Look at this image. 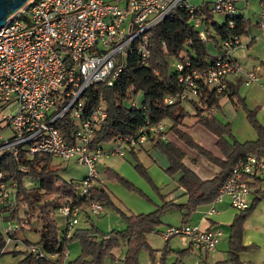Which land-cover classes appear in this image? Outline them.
Here are the masks:
<instances>
[{
    "label": "built area",
    "instance_id": "2783aa9c",
    "mask_svg": "<svg viewBox=\"0 0 264 264\" xmlns=\"http://www.w3.org/2000/svg\"><path fill=\"white\" fill-rule=\"evenodd\" d=\"M247 1L212 0L208 7L211 13L224 14L233 26L236 3ZM203 4L193 5L188 0H29L0 27V156L9 153L21 172L29 170L22 159L30 160L37 153L64 160L74 158L79 165L88 167L78 191L79 195L86 194L100 180L101 156H124L126 148L140 146L151 135L165 130L164 122L146 121L135 134L114 137L109 149L94 145V132L107 112L103 102L87 103L84 98L87 87L95 83L112 85L123 71L127 56L133 52L145 64L150 54V29L178 7L189 12L200 38L208 41L204 15L199 14ZM260 5L259 26L264 43V0H260ZM250 41V37L243 41L240 35L222 39L212 63L205 67L186 69L189 61L176 62L180 89L164 101H196L201 79L217 93L227 90L228 77L241 69L232 50ZM241 76L245 86L260 80L254 71ZM66 116L75 123V128L65 135L57 122ZM7 129L10 135L4 133ZM162 139L166 140V134ZM262 176L264 156L249 155L240 160L209 203L205 215L215 212L214 205L223 196L229 197L230 205L236 210L246 209L247 196L252 190L248 179ZM16 192L0 171V210L15 203ZM102 210L103 205L95 200L86 207L90 214ZM57 211L66 217L69 235L79 223L80 206L69 199ZM20 229L21 224L13 221L4 227L3 233ZM222 235L219 226L203 228L191 223L168 225L161 231L165 240L178 237L186 247L202 253L214 251ZM17 248L20 245L15 243ZM25 248L36 258L46 256L36 244H26Z\"/></svg>",
    "mask_w": 264,
    "mask_h": 264
},
{
    "label": "trees",
    "instance_id": "16d2710c",
    "mask_svg": "<svg viewBox=\"0 0 264 264\" xmlns=\"http://www.w3.org/2000/svg\"><path fill=\"white\" fill-rule=\"evenodd\" d=\"M199 14L204 15V30L215 45L222 39L247 32L248 19L242 14L236 13L232 17L233 26L228 24L227 17L224 23L217 22L209 10L208 2L201 6ZM148 48L150 54L145 64H141L133 52L127 56L123 71L112 85L95 83L87 87L84 93L87 103L103 102L107 112L106 118L94 132L92 143L102 147L103 143L111 141L116 136L135 134L146 121L164 122L165 130L151 135L147 142L167 158L168 166L165 173L175 180L178 188L184 190L182 195L186 197V201L180 203L175 198L166 200V195H162L163 202L153 211L137 214L125 212L112 201L111 192L103 181L99 180L86 194L79 195L81 183L64 180L57 169L51 168V155L37 153L30 160L22 159L29 170L21 172L10 154L5 152L0 156V171L4 173V179L16 188L17 195L15 203L1 209L0 214L7 213L11 220L21 224V228L23 221L29 222L28 218L32 217L39 222L40 227L35 229L38 238L34 243L23 237L24 246L17 249H6L8 240L15 239L17 231L7 234L0 232V256L5 253L23 255L15 264H103L107 256H113V251L124 244L125 264H140L139 252L143 248L149 251L153 260L154 250L151 249L146 237L153 232L161 234L158 228L162 224V213L178 209L182 212L183 223H186L194 211L213 201L221 186L231 176L235 164L249 155L264 156V126L256 118L255 111L247 108L244 98L239 95L238 88L242 84V79L236 83L229 82L228 89L222 93H217L201 79L198 81L199 97L196 101L190 102V108L180 99L173 103L164 101L166 96L175 94L180 89L177 83L176 62L189 61L190 65L186 69L200 68L211 64L215 58V55L208 52L207 42L200 38L199 30L193 26L190 14L185 8H176L150 29ZM223 97H228L235 105L242 103L247 119L256 132L255 139L243 142L234 139L230 123L222 121L214 114L220 109V100ZM187 118L192 120V126L200 125L216 137L220 157L201 146L181 128ZM57 126L66 135L69 129L75 128V123L66 116L57 122ZM168 132H172L187 147L218 166L219 173L210 179H201L184 163V151L173 142L162 139V135ZM134 148L126 149L136 160L135 169L153 184L146 167L137 157V151L141 150L142 145L136 150ZM102 174L106 181H118L129 189L137 190L110 167H106ZM26 176L38 180V185L25 186L23 180ZM263 180L264 177H253L248 179V183L251 187H259ZM69 199H73L80 206L81 214L84 215L90 201L95 200L102 205L111 206L122 216L125 227L103 232L94 223L86 227H79L76 224L69 235L67 227L63 234H60L53 212ZM258 200L259 198H256L246 209L235 214L229 224L227 257L215 264H246L239 256L247 247L243 244L242 235L246 218ZM23 206L26 207L24 217L20 215V208ZM89 221V217L85 215V222ZM71 241L78 242L80 252L76 258L68 260L65 252L68 251ZM26 244L40 246L46 252V256L36 258L26 250ZM189 250L190 248L183 249L178 253L185 254ZM164 251L167 249L161 250L162 255ZM50 254L55 256L50 257ZM160 264H164L162 256Z\"/></svg>",
    "mask_w": 264,
    "mask_h": 264
},
{
    "label": "rangeland",
    "instance_id": "374dc122",
    "mask_svg": "<svg viewBox=\"0 0 264 264\" xmlns=\"http://www.w3.org/2000/svg\"><path fill=\"white\" fill-rule=\"evenodd\" d=\"M108 1V0H105ZM190 4L193 5H199L205 2L210 3L212 0H188ZM123 4V3H121ZM245 8L243 9L242 6L244 3H238L237 7H239V12L244 13L246 17H248L251 21H254L258 15L261 13V5L260 0H248L246 3ZM214 18L219 23L225 22V15L221 13H214ZM207 50L210 54L215 55L216 49L213 46L211 42H207ZM248 88L244 86V84H241L239 86V95L244 98L245 91ZM138 99H140V96L137 95ZM244 102L247 106V108L252 109L247 102ZM252 106V105H251ZM234 109L236 115L234 119L230 120L227 119L223 115L222 107H220L219 110H216L214 114L218 116L222 121L229 122L231 133L233 135V138L243 142L246 140H253L256 138V132L253 129L250 121L247 119L246 111L243 108L242 103H238L235 107L231 108ZM256 116V112H255ZM257 118V116H256ZM189 119V118H187ZM186 120V119H185ZM191 120V119H190ZM184 129V125L181 127ZM186 128V127H185ZM203 131V130H202ZM6 135H10V130H5L4 132ZM171 133V132H170ZM211 136V134H209ZM197 137V135L195 134ZM212 137V136H211ZM103 148L109 149L112 146V141L105 142L102 144ZM130 153H127L125 157H121L118 155L109 156L107 158H103L99 161V168L100 171V178L103 180L104 184L106 185L107 189L111 192L112 201L123 211L125 212H131L134 214L137 213H146L154 208L156 209L159 205H161L162 201V195L160 186H158L153 177L151 176L149 172V168L146 165L149 162V159L144 152L138 153V160L142 161L144 166L146 167L147 173L152 181L153 184H151L148 180H146L142 175H140L137 170L134 167V163L136 162L135 158L133 156H130ZM126 163L129 169V175H136L137 181H133L131 179H128L123 176V174L119 171V168L122 164ZM50 167L57 169L58 174L64 179V180H75L78 182H81L85 175L88 173V167L85 165H79L76 161V159L71 158L68 160H64L60 157L51 155L50 160ZM106 167H110L114 169L116 172H118L124 179L129 181L131 184H133L137 190H132L127 188L125 185L118 181H106L103 177L102 172L105 170ZM118 170V171H117ZM163 171V170H162ZM165 173V170L163 171ZM165 175H168L165 173ZM170 184L172 187L176 186L175 180L171 177H169ZM24 185L27 187H33L38 185V180L29 178L26 176L23 180ZM120 193V194H119ZM134 194L135 201H139L142 205L146 207V209H135L133 212L132 209L129 207L131 206V203L129 202V199L126 198L129 194ZM123 194V195H122ZM253 193H249V196H253ZM150 198H155L161 200L160 204L156 207L152 203L153 201ZM165 198V196H164ZM229 197L225 196L224 200L228 201ZM264 203V199H261L257 204L255 205L254 209L250 212L249 216L246 218L247 221L245 222V229L243 231L242 240L243 244L246 245V249L242 250L239 253V256L241 259L248 260L249 258L253 256L261 257L263 255L262 252H260L259 249L253 247L250 243H245L247 240H253L256 236V231L252 230L250 228H254L256 224H259L261 226H264V210L260 211L259 207L261 204ZM25 206L20 208V215L23 217L25 216L24 210L26 209ZM201 208L200 210H202ZM199 210V211H200ZM235 211V209L232 208V211ZM207 211V210H206ZM237 211V210H236ZM239 211H237L238 213ZM54 217L57 220L58 226L60 228V234H63V231L66 230V217L60 214L57 209H55ZM180 211L177 209L175 210H168L162 213V218L164 217H170L171 219H176L179 216H181ZM220 214V213H219ZM87 216L89 217L90 221L88 223L85 222V215L80 214L79 216V223L77 226L79 227H86L89 226L90 223H94L101 231L108 232L111 229H123L125 227L124 220L122 216L111 206L103 205V210L99 214H90L88 213ZM161 218V221H162ZM213 220H216L221 225L219 226L222 229L223 235L221 236L219 243L217 244L216 251L211 254L210 260H216V256L218 257L217 260L221 261L226 259L227 257V250L229 248L228 245V239H229V226L227 221H221L220 219H217V216L211 217ZM29 222L23 221L22 225L23 228L17 231L15 233L16 239L15 240H9L6 246V249H13L15 248V243H18L20 245V248L23 247V237L25 239H28L30 242L34 243L38 238V233L35 232L36 228L40 227L39 222L32 217H29ZM13 220L10 219V217L7 215V213H3L1 216L0 214V232H3V229L5 226H7L8 223H12ZM174 223V221L172 220ZM181 222V220H180ZM180 222H175L174 225H179ZM164 221H162V224L158 228L159 230H162L164 227ZM264 237V236H263ZM147 242L151 246V249H153V254L155 257V260H159L161 258V250L167 249V251L164 252L165 256V264H204L203 259L201 258L200 254L196 250H192L187 252V254H180V252L184 247H186L178 237H172L170 240L166 243L165 239L161 236V234H158L157 232H153L147 235ZM69 255L67 256L68 260H73L77 257V255L80 252L79 244L77 241H71L69 245ZM170 250V251H168ZM124 253H125V246L124 244H121L119 247H117L113 251V256H107L103 264H125L124 263ZM23 257V255H12L11 253H5L0 256V264H15L18 260H20ZM139 263L140 264H149L151 261L150 253L147 249L143 248L139 252Z\"/></svg>",
    "mask_w": 264,
    "mask_h": 264
},
{
    "label": "crops",
    "instance_id": "0c3cea01",
    "mask_svg": "<svg viewBox=\"0 0 264 264\" xmlns=\"http://www.w3.org/2000/svg\"><path fill=\"white\" fill-rule=\"evenodd\" d=\"M238 3H242V2L236 3L237 13L242 14L246 19H248L247 32L245 34L240 35V38L243 41H246V38L250 37L251 41L249 43L238 45L232 50V55L240 62V68L241 69L237 74L230 75L228 77V80L230 83H236L239 79H242L241 74L246 73L248 71H254L259 75L260 80L258 83L246 86L248 89L245 91L244 98H245V101L247 102V104L252 108V110H254L256 112V116H257L258 121L264 126V88H263V86H264V43H263V33H262V30L259 26L260 15H258V17L254 21H251L248 17L245 16L244 13L239 12V10H238L239 7H237ZM245 3L242 6L243 9L246 6ZM208 5H209V3H208ZM206 42H211L213 44V46L216 49V54H217V52L219 50L220 41H219L218 45H215L214 41H212V39H210V38ZM238 90H239V88H238ZM184 104L188 108H190L189 102H184ZM220 104H221V107L223 110V115L227 119H230V120L234 119L236 113H235L234 109H231V108L235 107L236 105L228 97H223L220 100ZM191 123H192V120H190V119L184 120V130L187 131V133H189L197 143H199L201 146L205 147L206 149L212 151L216 156L220 157L221 154H220L218 148L216 147V137L212 133L207 131L204 127H202L200 125L192 126ZM165 128H166V126H165ZM195 134L197 135V137L195 136ZM209 134H211L212 137ZM166 140L173 142L182 151H184V153H185L184 163L188 167L193 169L201 179H210V178L214 177L217 173H219L220 169L218 166L212 164L206 158L199 155L196 151L187 147L172 132L166 133ZM137 147H135L134 149L136 150ZM128 150H129V148H128ZM139 151L146 153V155L149 159V162L146 165L148 166L149 172H150L151 176L153 177L155 183L158 186H160V189L162 191L161 194L166 195V200L175 198L177 202H180V203L185 202L186 197L182 195L184 190L182 188H178L176 183H174L176 186L172 187V185L170 184L171 179L169 178L168 175H165V173L163 172L168 166L167 158L158 149L150 146V144L148 142L143 143L142 148ZM139 151H137V157H138ZM127 153L128 152L126 150L124 156H121V157H125V155ZM130 156H132V154ZM107 157H109V156H101L99 161L101 159L107 158ZM99 161H98V171H99V176H100L101 169L99 168ZM119 171L123 174L124 177H126L128 179H131L133 181L138 180L136 175L127 174V173H129V169H128V166L126 163L121 165V167L119 168ZM262 177H264V176H262ZM100 180L103 181L101 178H100ZM249 193L254 194L253 196H249V197L247 196V200H248L249 205L256 198H259L257 203L261 199H264V180L261 182V185L259 187H252V190ZM224 197L225 196H223L221 201L215 203V205H214L215 212L211 216L205 215V212L209 207V204H207V205L199 207L196 211H194L188 217L186 223L199 224L203 228H206L209 226H213V227L214 226H220L221 225L220 223H218L216 220H213L211 218L212 216H217V219H220L221 221H227L228 226H229V224L231 223L233 217L235 216V214L237 213L238 210L236 211V209L230 205L229 200L225 201ZM126 198L129 199V202L131 203V206H129V207L132 209L133 212L135 211V209H139V208L146 209V207L144 205H142L139 201L134 200V198L137 199L136 197H134V194L130 193L129 195L126 196ZM150 199L153 201L152 203L156 207L161 202V200H159V199H155V198H150ZM257 206H258V204H257ZM201 208H203V209L200 210ZM232 208L235 209V211L234 210L232 211ZM153 210H155V208ZM153 210H151V211H153ZM172 210L177 211V209H172ZM259 210L260 211L264 210V203L260 205ZM87 214L88 213H85V215H87ZM179 214L181 216H179L176 219H171L170 217H165V218L163 217L162 218V216H161L162 221H164V224H165L163 229L168 225H174L175 222H178V221L180 222V220H181L180 224H182L183 223L182 212L180 211ZM172 220L174 221V223L172 222ZM250 229L256 231V236H255V238H253V240H247L245 243H250L253 247L255 246V248L259 249L260 252L263 253V255L261 257L253 256V257L249 258L248 260H244L241 258L240 259L244 263L264 264V237H263L264 236V226L256 224L254 226V228H250ZM146 240H147V237H146ZM169 240H165L166 243ZM216 247H217V245H216ZM187 248L188 247H184L183 249H187ZM192 250L193 249H190L189 251H192ZM216 250L217 249L215 248V250L210 252V253H202V252L198 251L201 258L204 261V264H215L216 262H219V260H217L218 259L217 256L215 258L216 260H212V261L210 260L211 254L214 253ZM160 254L162 255V252ZM185 254H187V252ZM68 255H69V250H68ZM162 261L165 264V256L164 255H162ZM221 261H223V260H221ZM149 264H160V259L155 260V257H154V259L151 260Z\"/></svg>",
    "mask_w": 264,
    "mask_h": 264
},
{
    "label": "water",
    "instance_id": "95a60500",
    "mask_svg": "<svg viewBox=\"0 0 264 264\" xmlns=\"http://www.w3.org/2000/svg\"><path fill=\"white\" fill-rule=\"evenodd\" d=\"M29 0H0V27L16 14Z\"/></svg>",
    "mask_w": 264,
    "mask_h": 264
}]
</instances>
